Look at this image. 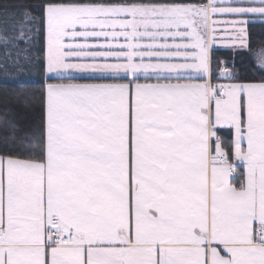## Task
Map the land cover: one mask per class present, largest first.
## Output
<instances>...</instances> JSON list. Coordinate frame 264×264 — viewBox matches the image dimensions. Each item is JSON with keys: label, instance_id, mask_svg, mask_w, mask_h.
Instances as JSON below:
<instances>
[{"label": "snow or ice", "instance_id": "6c2138e0", "mask_svg": "<svg viewBox=\"0 0 264 264\" xmlns=\"http://www.w3.org/2000/svg\"><path fill=\"white\" fill-rule=\"evenodd\" d=\"M11 21L9 28L7 22ZM0 264H264V0H0Z\"/></svg>", "mask_w": 264, "mask_h": 264}, {"label": "trees", "instance_id": "16d2710c", "mask_svg": "<svg viewBox=\"0 0 264 264\" xmlns=\"http://www.w3.org/2000/svg\"><path fill=\"white\" fill-rule=\"evenodd\" d=\"M7 26L10 28L12 26V22L8 21ZM3 22H0V28H3ZM256 35L253 38L252 48L251 50L242 57V67L248 68L250 71H255L258 66L253 64L252 56L253 52L258 49H262L264 51V33H261L259 28L256 29ZM0 62H3V52L0 50ZM27 85V87H24ZM26 92H32L35 90L34 78L29 79L28 77H18L15 75H4L0 73V116L3 115L5 110H13L9 114H15L16 118L23 124H30L33 120V115L30 112H26L23 109L19 108L14 103V95L12 94V90L22 88Z\"/></svg>", "mask_w": 264, "mask_h": 264}, {"label": "rangeland", "instance_id": "374dc122", "mask_svg": "<svg viewBox=\"0 0 264 264\" xmlns=\"http://www.w3.org/2000/svg\"><path fill=\"white\" fill-rule=\"evenodd\" d=\"M261 59H264V51L262 49H258L255 52H253L252 60L253 64L257 65L259 67Z\"/></svg>", "mask_w": 264, "mask_h": 264}]
</instances>
